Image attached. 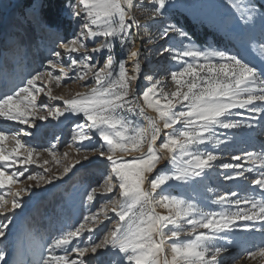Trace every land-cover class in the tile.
<instances>
[{"label":"snow or ice","instance_id":"6c2138e0","mask_svg":"<svg viewBox=\"0 0 264 264\" xmlns=\"http://www.w3.org/2000/svg\"><path fill=\"white\" fill-rule=\"evenodd\" d=\"M149 2L153 7V18L163 17L170 4V0ZM226 3L240 34L248 36L246 51L259 60L261 66L225 50L186 46L164 49L172 53V61L183 65L171 72L176 90L171 93V98L167 93L162 94L165 101L162 103L157 91L160 82L151 83L152 76H147L149 86L139 94L164 121L163 129L172 131L164 132L153 121L149 135L147 128L132 127V121L121 115L136 114L134 100L137 93L133 85L138 83L141 74L140 52L131 50L136 38L132 28L141 26L129 15L134 0H69L66 8L76 18L78 30L71 39H61L52 58L47 59L45 70L30 74L22 86L0 94V117L21 126L16 132L0 130V217L7 221L0 222V238L7 239V230L17 210L25 206L27 198L36 194L35 188L41 187L37 181L34 186L15 190L11 207H6L5 193L12 191L10 186L25 177L30 166L38 165L33 158L34 154L40 155L37 146L27 144L21 138L33 136L37 120L79 121L72 124L70 143H77L78 150L91 151L93 156L84 155L59 174H51L50 169L44 168L49 163L44 160L38 165L43 174L28 175V180L35 181L39 176L45 184L52 185L54 181L62 182L77 165L84 167L94 159L103 158L107 166L105 187L103 192L98 187L86 189L82 203L87 211L78 225L66 226L38 250L34 244L30 245L27 250L32 258L18 260L17 264H91V259L103 264L99 259L101 256L108 258L107 264H223L221 253L226 249L210 246L209 241L220 239L231 244L233 240L229 237H234L237 231L256 230L257 221L264 230V147L258 153L251 151L232 157L234 161L244 160L254 165L259 161L262 170L251 180L254 188L259 189V196L253 193L252 197L239 198L236 191H231L217 197L216 203L235 208V211L226 208L200 214L194 203L165 192L170 182L185 186L196 184L213 169L218 156L213 151L201 150V146L213 139L219 142L217 129L235 130L249 138L264 134V87H258L264 85V0H226ZM45 26L55 28L52 24ZM162 35L164 38L176 35L192 42L189 33L172 24L163 27ZM98 38H103V42L96 44ZM89 42L96 46L89 49ZM117 46L125 56L114 61ZM62 56L70 60L67 68L61 66ZM126 62L134 65L132 75H129ZM55 72L58 74L54 75ZM89 72H92L96 86L88 92L65 98L54 96L50 87L45 88L53 81L59 84L62 79L83 81ZM184 87L186 91H182ZM41 94L49 101H62L63 107H50L43 99H38ZM42 111L46 115H40ZM140 115H143L142 108ZM175 125L183 127L177 130ZM162 135L164 142L160 149L171 153L163 166V158L156 147ZM8 140L15 145L11 150L4 147ZM55 147L52 144L43 151L51 152ZM177 152L182 163L173 169ZM220 167L233 169L232 175L222 174L230 181H247L249 177L245 173L253 172V168H245L240 163H221ZM145 185H148L147 189ZM109 193L112 194L110 197L107 196ZM117 195L122 200L117 201ZM98 197H107V203L103 208L91 211ZM109 205L114 219L109 217ZM156 206L169 209V214H157ZM137 208L139 214L135 211ZM146 208L150 211L146 212ZM101 212L104 220L98 219ZM196 215L199 218H193ZM185 224L189 226L186 233ZM102 229H106L102 238L93 241L92 235ZM182 233L194 238L183 240ZM166 241L171 242L172 256L169 260L165 255L161 260ZM57 252L63 254H54ZM246 254L252 259L257 255L264 258V244ZM6 255L5 249L0 248V264H7Z\"/></svg>","mask_w":264,"mask_h":264},{"label":"rangeland","instance_id":"374dc122","mask_svg":"<svg viewBox=\"0 0 264 264\" xmlns=\"http://www.w3.org/2000/svg\"><path fill=\"white\" fill-rule=\"evenodd\" d=\"M23 1L25 0H0V94L8 93L11 89L22 86L30 74L45 70L47 59L52 58V52L57 49L61 39H71L73 34L78 30L76 18L72 15V29L68 37H65L60 32L45 28L37 16L39 0H32L31 4L27 7H23ZM21 9L26 18L35 27L36 33L40 36V44L37 50L43 51V55L41 56L35 51L37 54L33 61L28 57L27 48L19 45L17 40L11 36L10 22L17 18L16 16ZM131 10L132 16L141 25L139 28H136L135 25L132 28L133 36L136 38L131 45V50H135L137 45L136 50L139 49V61L142 68L138 83L133 85L134 88H138L137 97L134 100L136 114L133 116L131 113H121V115L132 121V127L147 128L149 135L153 120L144 112L143 115H140V110L136 106L137 103L155 118V124L164 132L172 131V129H163L164 121L153 108L148 107L143 97L139 94L149 86V83H144L143 80L151 73L155 74L151 83L160 82L157 91L161 94L159 98H161L162 103L165 102L162 94L167 93L169 98H171V93L176 90L177 85L171 80V72L181 69L183 65L172 61L170 59L172 53L165 52L164 49L169 48V46L172 49H182L186 46L188 48L199 47L201 49L213 48L225 50L233 54H240L256 66H261L259 60L254 59L246 51L248 36L240 34L238 26L234 24L231 9L228 7L226 0H170L164 16L157 18H153L152 16L153 7L149 0H134V7ZM177 12H181L191 20L193 24L191 29L194 35H191L190 31L186 30L183 25L173 19L172 16ZM20 21L22 25L25 24L24 20ZM166 24H172L185 30L189 33L192 42L189 43L176 35L164 38L162 29ZM256 34L259 35V28H257ZM102 42L103 38H98L96 44ZM96 44L89 42L87 47L90 49L96 46ZM81 51L83 52L84 49L82 48ZM124 56L125 53L117 46L113 54V60L119 61ZM99 59L103 61V56H100ZM4 60L6 61L5 64H3ZM69 63V58L62 56L61 66L67 68ZM125 66L128 69L129 75H132L134 65L131 62H126ZM147 73L149 74L143 77ZM55 74H58V72H55ZM41 86L45 85L41 83ZM95 86L92 72H89L83 81L78 78L71 80L62 79L59 84L53 81L51 84L46 85L45 88L47 90L50 87L54 96L70 98L77 93L88 92ZM258 87H264V85H258ZM182 91H186V87ZM38 99H43V102L48 103L50 107H63L62 101H49L43 97V94ZM39 114L46 115V112L42 111ZM74 122L79 121L62 120L58 122L52 118L46 121L37 120L36 127L33 129V136L21 137L25 143L37 146L40 155L35 156L34 154L33 158L38 161V165L43 164V161L47 160L49 163L44 165V168L50 169L51 174H59L63 171L64 167L81 159L84 155L93 156L91 151H85L83 148L78 150L79 146L77 143H70L73 135L72 124ZM20 127L17 122L8 121L0 117V130L16 132L19 131ZM182 127L183 125L174 126L177 130ZM85 131L87 132V129ZM125 134L129 133L126 132ZM57 137H59L58 140L56 139ZM217 137L219 142H217V139H213L208 144L201 146V150L213 151L218 156L213 169L209 170L202 180L196 184H189L187 186L170 182V186L165 188V192L169 196H176L177 198H183L186 201L194 203L200 214L211 211H224L227 206H222L215 201L218 196L226 192L236 191L239 198H244L245 196L252 197L253 193L259 196V189L254 188L251 184V180L256 179L260 171H262L259 168V161H256L254 165L244 160L234 161L232 157L237 155L242 156L245 152H260L261 148L264 147V134L249 138L235 130L225 131L224 129H217ZM163 142L164 137L162 135L156 144L159 150L158 154L163 158L161 160L162 166L171 156V153L167 150L160 149V144ZM52 144L56 145L55 149L51 152L43 151V149L50 148ZM14 146L13 141H5L4 147L6 149L11 150ZM146 149L147 144H145L144 150L146 151ZM20 151H23V149H20ZM132 155H140V153H132ZM183 159H187V157H183ZM181 163L182 158L179 152H177V161L171 167L174 169L180 166ZM221 163H240L245 168H253V172L251 174L245 173L249 177L247 181L225 180L222 174L232 175L233 169H223L220 167ZM38 165L30 166L25 177H21L19 182L10 186L11 192L5 193V199L8 201L6 207L10 208L15 190L21 189L26 185L34 186L37 181L41 185L40 188L34 189L35 195L25 200V206L17 210L15 219L7 230V239L0 238V248H4L6 251L7 264H17L18 260L32 258L31 252L27 250L30 245L34 244L36 250H38L41 244L48 242L50 238L58 235L60 230L66 229V226H77L87 211L82 203L83 193L86 189L98 187L99 191H104L105 169L107 166L103 158L94 159L84 167L77 165L62 182L54 181L52 185L45 184L39 176H37V180L35 181L26 178L28 175L43 174V169ZM86 173H97L99 174V179L94 177L92 182L75 179L78 175ZM71 180H73V184L66 189ZM145 187L147 189L148 185H145ZM157 191L159 192V190ZM111 195V193L107 194L109 197ZM22 196H27V194L22 193ZM156 198L159 199V196ZM115 199L117 201L122 200L118 195ZM106 203L107 197H98L91 211L103 208ZM110 207L111 205H109V217L114 219L115 217L110 212ZM241 207L247 208L249 206L241 205ZM227 210L235 211L236 209L227 208ZM135 211L139 214L140 210L137 208ZM145 211H150V209L146 208ZM169 211V209L162 206L155 207L157 214L168 215ZM193 218H199V215ZM98 219L104 220L102 212ZM0 222L7 223L3 217H0ZM105 223L107 224L108 222L105 221ZM108 227H111V225L108 224ZM35 228H40L41 231H37ZM255 229L246 232L237 231L234 237H229L230 240H233L231 244L220 239L209 241V244L213 247L226 249V251L221 253L223 264H264V258L259 255L255 259H252L246 254L248 250H256L258 246L264 244V230H261V223L259 221L255 222ZM104 230L106 229L94 233L92 240L97 241L99 238H102ZM188 231L189 226L185 224L184 233ZM197 231L206 230L198 229ZM193 238V236L182 233L183 240ZM84 240H87V235H85ZM22 244L24 247H20ZM164 247V254L170 260L172 256L171 242L166 241ZM54 254L62 255L63 253L57 252ZM99 259L103 261V264H107V257L101 256ZM161 260H163L162 256ZM91 264H97V260L91 259Z\"/></svg>","mask_w":264,"mask_h":264},{"label":"trees","instance_id":"16d2710c","mask_svg":"<svg viewBox=\"0 0 264 264\" xmlns=\"http://www.w3.org/2000/svg\"><path fill=\"white\" fill-rule=\"evenodd\" d=\"M31 2L32 0L23 1V7L29 6ZM68 2L69 0H39L37 9V16L40 23L47 29L50 28L46 27V24L55 25V28L50 30L60 32L65 37H68L71 34L72 29V16L68 13L67 8L65 7ZM16 17L17 18L10 22L11 36L17 40L19 45H23L27 48L28 57L33 61L37 53L41 56L43 55V51L37 50L40 44V36L36 33L35 27L31 24L29 19L26 18L22 9L19 10V14H17ZM172 17L177 23L183 25L186 30L190 31L191 35H194V32L191 29L193 24L189 18L181 12L175 13ZM20 20H24L25 24L22 25ZM35 51H37V53ZM5 62L6 61L4 60L3 64H5ZM94 177L99 179V174H80L75 179L92 182ZM72 182L73 180L69 181V185L66 186V189L73 184ZM35 230L41 231L40 228H35Z\"/></svg>","mask_w":264,"mask_h":264},{"label":"water","instance_id":"95a60500","mask_svg":"<svg viewBox=\"0 0 264 264\" xmlns=\"http://www.w3.org/2000/svg\"><path fill=\"white\" fill-rule=\"evenodd\" d=\"M129 15L132 16V11H131V9L129 10ZM137 51H139V49H138ZM148 74H149V73L144 74L143 77H144V76H147ZM140 77H141V74H140ZM137 89H138V88H134V90L136 91V93H137ZM135 97H137V94H136ZM136 106H137V108H138L139 110L141 109V107H140V105H139L138 103L136 104ZM143 112H144L146 115L150 116V117L152 118L153 121H155V118H154L150 113L146 112L144 109H143ZM157 126H158V125H157ZM158 127H159V126H158Z\"/></svg>","mask_w":264,"mask_h":264},{"label":"bare ground","instance_id":"6f19581e","mask_svg":"<svg viewBox=\"0 0 264 264\" xmlns=\"http://www.w3.org/2000/svg\"><path fill=\"white\" fill-rule=\"evenodd\" d=\"M132 11V10H131ZM136 47H137V45H136ZM136 47H135V50H136ZM66 57V56H65ZM139 63H140V61H139ZM0 65H1V63H0ZM133 65V64H132ZM142 68V67H141ZM148 76H152V78H154V76H155V74H150V75H148ZM153 80V79H152ZM143 82L144 83H149L145 78H144V80H143ZM223 181V180H222ZM159 214V213H158ZM159 215H161V214H159ZM164 256H165V254H163L162 255V258H164Z\"/></svg>","mask_w":264,"mask_h":264}]
</instances>
